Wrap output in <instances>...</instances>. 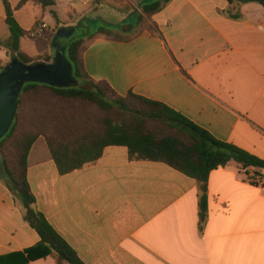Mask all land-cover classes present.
Instances as JSON below:
<instances>
[{
  "label": "crops",
  "instance_id": "obj_1",
  "mask_svg": "<svg viewBox=\"0 0 264 264\" xmlns=\"http://www.w3.org/2000/svg\"><path fill=\"white\" fill-rule=\"evenodd\" d=\"M8 1L28 34L44 23L46 34L66 27L74 35L96 19L99 29L129 33L132 19L158 0H54L46 9L33 1L17 9L21 0ZM149 24L155 33L146 29L130 42L86 38L89 77L120 96L161 103L216 140L264 160V8L171 0ZM96 32L85 29L78 38ZM10 38L0 0V73L12 60ZM20 49L38 55L30 35L20 39ZM257 171L235 162L214 170L204 220L195 179L164 163L132 161L126 147H107L96 164L61 175L41 137L27 175L36 210L83 264H264V182L247 180ZM24 214L0 157V264H57L52 256L23 263L40 242Z\"/></svg>",
  "mask_w": 264,
  "mask_h": 264
},
{
  "label": "trees",
  "instance_id": "obj_2",
  "mask_svg": "<svg viewBox=\"0 0 264 264\" xmlns=\"http://www.w3.org/2000/svg\"><path fill=\"white\" fill-rule=\"evenodd\" d=\"M2 1L11 33L8 48L12 59L17 58L26 65L51 62L53 57L47 54V49H40L38 41L35 42L38 48L35 57L20 49V39L30 34L18 25L9 1ZM30 1L44 9L55 5L54 0H21L17 9ZM93 1L95 5H100L106 0ZM170 1L158 0L144 6L135 28L129 33L100 28L94 35L73 40L67 46L66 56L78 82L76 87L59 88L42 83H26L23 86L13 123L0 140L6 184L21 203L26 223L40 237L39 244L26 251L27 258L23 259V263L52 256L57 264H83L75 250L35 208L36 197L27 175L28 156L41 137L46 140L61 175L96 164L104 150L111 146L126 147L132 161L168 165L198 182L203 220L208 211V180L214 170L235 162L245 169L264 171V160L232 144L216 140L169 107L133 93L120 96L109 84L97 82L86 73L83 62L86 38L104 36L119 42H130L146 29L155 33V26L149 21ZM230 2L256 3L264 8V0ZM48 35V45L51 46L54 33ZM74 105L80 106L74 108Z\"/></svg>",
  "mask_w": 264,
  "mask_h": 264
},
{
  "label": "water",
  "instance_id": "obj_3",
  "mask_svg": "<svg viewBox=\"0 0 264 264\" xmlns=\"http://www.w3.org/2000/svg\"><path fill=\"white\" fill-rule=\"evenodd\" d=\"M74 32V28L66 27L55 32L52 41L55 55L51 62L26 65L14 58L0 73V140L9 132L18 108L19 94L26 83H42L59 88L78 85L66 56L67 48L60 44L61 39L70 38Z\"/></svg>",
  "mask_w": 264,
  "mask_h": 264
},
{
  "label": "rangeland",
  "instance_id": "obj_4",
  "mask_svg": "<svg viewBox=\"0 0 264 264\" xmlns=\"http://www.w3.org/2000/svg\"><path fill=\"white\" fill-rule=\"evenodd\" d=\"M133 20V22L136 24L137 23V18H133L132 19ZM100 26H102V24H101V22L98 20V19H96L95 21H93V22H90V24L88 25V26H85V27H83V28H79L77 31H76V33L74 34V35H72L70 38H64V39H61L60 40V44L62 43L63 45L65 44V45H70L72 42H73V40H75V39H77L78 38V36H80L81 34H82V31L84 30L85 31V29H86V32H89V33H91V32H96L98 29H99V27ZM85 28V29H84ZM55 35V34H54ZM48 37H49V35L48 34H46V33H43L41 36H38V37H31V41L33 42V43H35L36 41H38L39 42V44H40V49L42 50V51H44V49H47V54H51V56L52 57H54V49L52 48V45L51 46H49L48 44H49V41H48ZM39 49V50H40ZM37 56V55H36ZM33 57H35V56H33ZM2 72V71H1ZM76 106H80V105H74L73 107L75 108ZM68 106H66V108H67ZM252 174H254V173H252ZM256 178H259V179H264V171H262V170H260V171H257V176H256Z\"/></svg>",
  "mask_w": 264,
  "mask_h": 264
},
{
  "label": "built area",
  "instance_id": "obj_5",
  "mask_svg": "<svg viewBox=\"0 0 264 264\" xmlns=\"http://www.w3.org/2000/svg\"><path fill=\"white\" fill-rule=\"evenodd\" d=\"M48 29V26L44 23H38L31 31H30V37H36V36H39L41 34H43L46 30ZM257 174L254 173V174H250L248 175L247 177V180L250 182V183H253V184H256V185H261L263 182H264V179H259V178H256Z\"/></svg>",
  "mask_w": 264,
  "mask_h": 264
}]
</instances>
